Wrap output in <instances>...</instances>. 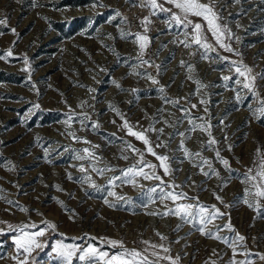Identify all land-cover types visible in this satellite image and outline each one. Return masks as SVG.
<instances>
[{"label":"rangeland","instance_id":"1","mask_svg":"<svg viewBox=\"0 0 264 264\" xmlns=\"http://www.w3.org/2000/svg\"><path fill=\"white\" fill-rule=\"evenodd\" d=\"M95 2L97 6H93L94 0H0V18L8 20L7 27L0 26L5 33L0 36V55L9 48L13 50V57L0 60V189L3 190L0 196L4 197L0 199V229L4 230L0 234V264H15L9 257L15 254L12 238L16 233L8 226L15 228L34 223L44 228L46 225L42 221L54 223L56 228L48 229L41 238L49 247L33 253L34 264H57L49 253L51 245L58 240L82 244L89 242L90 237L122 241L125 247L142 252L147 248L145 254L150 259H155L151 255L153 251L165 255L162 249H153L150 245L163 244L170 249L168 255L181 258L179 264H211L212 261L229 264L233 253L225 244L202 235L198 231L199 225L193 227L178 217L162 215L174 205L170 200L159 199L158 188L157 193L149 191L160 181L142 177L136 178V184L116 181V187L110 190L125 199L107 196L108 179L120 175V170L136 164L139 159L126 148L125 141L141 151L145 148L141 141L126 134L121 127L123 121L109 105L117 107L133 125L139 122L144 128L148 127L149 117L159 108L166 109L163 113L165 119H169V112L175 117H183L177 107L163 102L158 85L131 74V65L138 63L139 49L133 43L134 37L122 39L120 30L142 32L139 19L150 15L149 9L133 7L127 0ZM218 8L222 23L227 24L234 34L228 42L242 54L241 57L218 46L217 52L210 54V60L201 59L199 53L189 56L182 45L170 42L179 30L168 29L161 14L151 17L153 23L148 35L152 42L145 58L162 65L157 79L165 86L167 97L187 96L191 103L197 104V108L191 110L192 115L203 116L211 123L212 137L217 141L214 148L229 161L230 168H225L216 159L212 148L202 146L209 137L200 131L187 133L190 139L176 135L167 147L155 148L159 154L172 157L169 163L174 171L170 175L165 176L159 162L146 152L145 159L158 165L156 171L163 181L181 185L176 191L197 198L183 202L215 205L226 213L214 222L215 225L223 226L230 219L235 230L245 237L244 245L253 254L254 264H264L254 255L264 254V219L240 199L245 187L241 183L243 174L249 167H255L256 149L264 150V117L257 119L259 113L254 115L249 109V104L253 110L259 105L250 93L234 83L237 77L228 71V62L215 59L217 54L230 60L242 58L254 73L264 71V0H240L239 4L233 0H221ZM114 10L126 16L128 23H121L120 18L108 23ZM11 28L16 29L15 35ZM208 35L210 42L214 43ZM237 36L239 41L235 40ZM161 45L167 47L161 48ZM24 56L28 57L27 65ZM181 59L194 64L195 75L208 85L199 95H189L196 86L186 79V69L179 66ZM145 68L156 75L155 68ZM137 70L144 71L143 68ZM224 75L232 76L227 87L221 79ZM113 80L124 90L117 89ZM256 87L264 97V80L257 79ZM133 88L138 89V93H132ZM233 89L246 98L237 101ZM202 97L209 101L207 105L199 104ZM82 101L86 102L84 107H80ZM35 104L40 107L34 108ZM180 107L188 108V101L181 100ZM204 107L208 108L207 113ZM70 113L75 114L71 127L64 123ZM81 113L90 117L87 127L79 123ZM92 122H98L100 127L92 129ZM155 126L165 129L161 140H167L168 134L174 131L163 123ZM189 127L184 119L178 131ZM69 132L86 138L92 145H99L94 149L102 157L98 166L107 164L116 169L103 177L92 173L96 183L103 186L102 191L75 182L81 173L73 165H79L81 161L75 160L74 156L90 145L75 141ZM149 136L155 145L157 134L149 133ZM182 139L190 151H200L209 159L219 175L210 173L206 177L194 167L193 163L198 160L190 161L178 150ZM122 155L128 159H123ZM68 173L72 174L73 180L68 179ZM56 184L63 191H57ZM216 195L222 197L223 203L215 198ZM105 199L116 207H109L104 203ZM9 200L13 203H7ZM57 200L63 201L65 207L62 208ZM21 207L28 211H20ZM177 225H181L178 230ZM209 228L216 230L213 225ZM157 233L167 239L162 240ZM220 235L231 238L234 234L225 229ZM91 242L101 243L99 240ZM103 249L109 252L118 250L106 243ZM236 259L245 257L237 255ZM159 264H170V261L160 260Z\"/></svg>","mask_w":264,"mask_h":264},{"label":"snow or ice","instance_id":"2","mask_svg":"<svg viewBox=\"0 0 264 264\" xmlns=\"http://www.w3.org/2000/svg\"><path fill=\"white\" fill-rule=\"evenodd\" d=\"M133 7L148 8L150 15L144 16L139 19V23L143 29L142 32H125L123 29L120 30V36L122 39H127L128 37H134L133 43L138 46L139 52L136 57L138 61L137 64L131 65L133 68L132 75L141 77L151 82L153 85H158V91L161 95V99L165 104L172 105L177 107L182 113V118L175 117L174 113L169 112V119H165L163 113L166 111L164 108L157 109V113L149 117L150 123L147 128L139 126V122L136 125H133L125 118L124 114L114 105H109L111 110L116 113L117 116L123 121L121 127L126 131L128 136L134 137L136 140L141 141L145 146L144 150L136 148L130 142L125 141L126 148L131 150L133 154L138 155L139 159L136 164L120 170V175L112 176L108 179L107 185L109 190L107 191V196L115 197L119 200L125 199L123 196H118L115 191L110 190L111 188L116 187V181H121L122 183L136 184L137 177H142L144 179H154L160 181V184L157 187L149 189L151 193H157V188L159 189V199L161 201H171L174 207H169L166 212L162 215L175 216L178 217L181 221L185 223L192 224L193 227H198V231L209 238L215 239L222 242L227 247L232 250L233 256L229 261V264H254V260L251 258L252 253H250L246 246L244 245L245 237L241 235L238 231L235 230L231 221L224 224L223 226L215 225V221L225 216L226 213H222L219 208L215 205H205L202 203H191L183 202L185 200L197 199L195 197L190 198L187 196V193L183 191H176V189L181 188V185H176L174 183H166L162 180L161 176L157 174V164L151 163L145 159V152L150 154L159 162V168L163 170L165 176L170 175L174 170L170 167L169 161L172 159L167 154H159L155 151V148H165L168 146L170 141L176 136L179 135L182 138L190 139L191 137L186 135L187 133H192L200 131L206 133L209 139L206 144L202 142V146L205 148H212L215 152L216 159L224 165L225 168H230L229 161L224 159L220 155V151L215 149L214 146L217 144V141L212 137L211 123L203 116H193L192 109L197 108V104L191 103L189 97H180L176 99H171L167 97L165 92V86L160 85L159 79L157 76L160 74L162 65L156 64L150 59H146L145 55L147 49L150 47L152 42V37L148 35L150 25L153 23L152 16H160L163 14L165 23L168 29L176 28L179 31L175 34V38L170 41L173 44L182 45L185 49L188 50L189 56H196L198 53L201 59L210 60L212 57L211 53L217 52V46L219 49H223L225 52L233 53L237 57H241V53L234 49L231 46L230 41L234 34L227 24L222 23L223 17L220 13L218 5L221 0H127ZM234 3L239 4L240 0H233ZM169 5V7H165ZM35 6V4L33 5ZM97 6L95 0L94 5ZM103 7L104 5L99 4ZM120 18V22L127 24L128 18L123 16L119 10H114V15L107 21L112 23L113 21ZM0 26L7 27L8 20L7 18H0ZM119 27V25H117ZM239 27V25H237ZM12 34H16V29H10ZM4 31L0 29V36L4 35ZM214 40V43L210 42L209 35ZM182 37V38H181ZM109 38L111 35L109 34ZM236 41L240 40V37H235ZM15 43V42H13ZM167 45H161V48H165ZM159 55V52L156 53ZM9 57H13V50L9 48L6 52L0 55V60H8ZM221 62H228V71L235 74L237 77L234 81L236 85L241 86L243 90H246L251 96L256 100L259 107L252 109V105L249 104L248 107L253 111V114L259 113L257 119L264 117V97H262L256 87L257 79L264 80V71L259 73H254V70L249 65L243 62V59L239 60H230L229 57L220 56L217 54V57ZM24 63L28 64V57H23ZM155 68L156 75L148 72L145 68ZM181 68H185L187 72L186 79L192 81L195 84V91L189 95H199L203 89H206L208 85L204 84L196 75L195 65L189 63L186 60L181 59L179 62ZM143 68L144 71H139L137 69ZM28 71L27 68L24 69ZM221 79L225 82V87L228 86L232 76L224 75ZM117 89H122L121 85L113 80ZM236 91L235 89H233ZM91 91V89H90ZM131 92L136 94L138 89H131ZM138 98V97H137ZM246 97H242L239 91H236L237 101H241ZM181 100L188 101L189 107L182 108L180 107ZM209 101L203 97L199 100L200 105H207ZM86 104L85 101H82L80 107H84ZM34 108H39V104L33 105ZM204 112H208V108L204 107ZM74 113L68 115L67 120L64 121L66 125L71 127V122L74 118ZM82 119L79 121L82 127H87V121L90 120V117L87 113H81ZM159 117V118H157ZM175 117V119H171ZM186 119L188 125L190 126L185 131H178V126L183 123V120ZM115 122V121H113ZM158 123H163L166 127H171L174 129L172 133L168 134L167 140H161L160 137L164 134V127L157 128L155 125ZM92 129H98L100 127L98 122L91 123ZM149 133L157 134V142L153 145V141L150 139ZM69 135L77 142H82L84 144L90 145V147H85L82 151L76 152L74 159L81 161L79 165H73L77 167L78 171L81 173V176L75 178V182L81 185H87L88 187L100 192L103 190V186L96 183L92 177V173H95L98 176L103 177L107 172L116 171L112 166L104 164L103 166H98L102 162V157L94 150L99 148V145H92L91 141H88L86 138H81L76 136L75 132H69ZM115 135V134H113ZM39 141V137L36 138ZM67 151V149H65ZM182 151L185 158L194 162L193 166L199 168L200 172L208 177L211 174L219 175L218 172L212 167V162L204 158L200 151L193 153L187 147H185L184 139L180 141L179 149ZM231 150V146H229ZM48 156L47 149H45V157ZM256 157L253 161L255 167H249L247 171L243 174V179L241 183L245 185L243 189V196L240 198L244 204L249 208L256 211L259 218L264 219V150L261 148L256 149ZM123 159H128V156L122 155ZM51 163L52 161H48ZM87 162V165L84 163ZM183 161H181L182 163ZM207 166V170H205ZM148 169V171H145ZM179 169H176L178 171ZM68 179L73 180L71 173H68ZM190 179V177H189ZM57 191H63L59 184L54 185ZM3 190L0 189V192ZM71 195V194H69ZM218 201L223 203L222 197L216 195L215 197ZM0 199H4L3 196H0ZM55 199V198H54ZM7 203L12 204L13 201H7ZM57 203L64 208L65 205L63 201L57 200ZM105 204H108L109 207H116L115 204L110 203L108 199L104 200ZM230 206V205H226ZM20 211L27 212L28 209L21 207ZM152 215H157L158 213H151ZM2 223V222H0ZM46 225L44 228L38 227L36 224H23L17 227L9 225V229L16 233L13 236V245L15 248V254L10 256L9 259L15 261V264H34L35 257L33 253L37 250L43 251L45 248H48L49 245L47 241H42L41 238L45 237L48 229H55L56 225L48 221H42ZM209 225L215 227V231L212 228H209ZM181 225H177V230ZM29 229H35V231H30ZM227 230L234 235L229 238L227 236L220 235V232ZM4 230L0 229V234H3ZM162 240H166L167 237L162 236L160 233H157ZM76 239V238H73ZM99 240L101 243L98 245L91 241ZM107 244L110 248L118 249L115 252H109L103 249V245ZM146 245L149 244L148 241H143ZM151 248L156 249L159 247L162 249L165 255L161 256L159 252L153 251L151 255L155 259H150L145 253L148 251L146 248L143 252L137 250L136 248L129 249L125 247L122 241L111 240L105 237H90L89 242L78 244V243H65L63 240H58L51 245V252L49 253L50 257L54 259L57 264H159L160 260L170 261V264H179L180 257L177 255L173 258L171 255H168L170 249L163 244L156 245L151 244ZM215 255V250H213ZM237 255H243L245 259L237 260ZM258 257L259 260L264 261V254L256 253L254 254ZM211 264H216L215 261H212Z\"/></svg>","mask_w":264,"mask_h":264},{"label":"built area","instance_id":"3","mask_svg":"<svg viewBox=\"0 0 264 264\" xmlns=\"http://www.w3.org/2000/svg\"><path fill=\"white\" fill-rule=\"evenodd\" d=\"M219 6V5H218Z\"/></svg>","mask_w":264,"mask_h":264}]
</instances>
